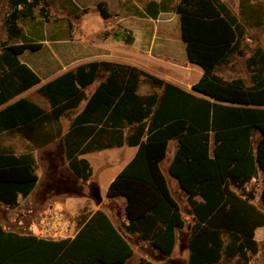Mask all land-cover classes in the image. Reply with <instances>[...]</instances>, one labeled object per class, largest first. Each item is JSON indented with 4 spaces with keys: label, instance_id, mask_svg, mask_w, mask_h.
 <instances>
[{
    "label": "trees",
    "instance_id": "1",
    "mask_svg": "<svg viewBox=\"0 0 264 264\" xmlns=\"http://www.w3.org/2000/svg\"><path fill=\"white\" fill-rule=\"evenodd\" d=\"M44 1L8 0L7 39L0 43V106L40 83L19 56L41 45L12 42L21 33L18 20L32 18L35 10L43 14ZM238 7L242 22L221 0L148 3L146 11L152 18L158 10L178 15L187 61L202 70L191 86L201 96L131 65L92 61L39 87L50 111L22 98L0 109V133L18 132L33 147H42L62 134L60 118L84 102L63 134L69 170L86 182L92 170L81 155L123 145L136 147L108 185L106 197L125 199V231L138 234L164 256L172 254L175 230L184 226L160 168L168 142L177 141L168 172L186 194L194 218L187 239V264H215L236 256L247 264V253L253 255L259 247L254 231L264 225V49L254 47L245 59L249 84L238 77L225 80L217 68L241 52L246 28L264 23V5L263 0H239ZM97 11L103 20L111 17L102 2ZM101 36L127 45L133 42L122 27ZM99 78L86 96L85 89ZM142 80L161 92L139 96ZM258 177L256 203L254 193L245 187ZM37 180L30 152L16 155L0 146L2 204L15 208L18 197H26ZM90 186L97 188L94 183ZM77 226L72 239L60 241L0 226V264H124L132 256L130 242L102 210L81 211Z\"/></svg>",
    "mask_w": 264,
    "mask_h": 264
},
{
    "label": "rangeland",
    "instance_id": "2",
    "mask_svg": "<svg viewBox=\"0 0 264 264\" xmlns=\"http://www.w3.org/2000/svg\"><path fill=\"white\" fill-rule=\"evenodd\" d=\"M104 1L109 3V10L111 12L118 10L122 11L124 8L132 14L138 15L140 10H147L148 3L151 1L159 2L160 0H126L124 2L121 0H45L43 14H40L38 10H35L32 18H21L17 22L21 33L19 38L12 43L41 45L37 51H25L19 57L20 61L26 63L43 81L67 70L74 69L78 65L88 63L91 60L106 61L103 59H107L108 62L124 64L121 61L125 60V57H120L119 51L116 48L104 44V38L101 36L106 31L111 32L117 29V27H120L116 24L117 20L115 15H110L111 17L109 20H102L99 17L97 4L100 2L105 3ZM164 1L166 3L169 2V0ZM224 2L230 10L237 13L239 16V0H224ZM8 14V0H0V43L7 39L6 22ZM239 18L241 19L240 16ZM256 46H262L264 48V23L259 27L247 29L246 40L243 43L241 52L232 54L228 61L218 68V73L229 77L237 76L248 84V75L245 69L244 57L250 54L251 50ZM159 70L161 73L169 74L171 72L170 75H172V77L175 76V78L177 75L182 76L181 73L179 74V72H182L181 67L175 66L172 68L171 66L165 65ZM100 80L101 78L97 79L94 84L86 89V92H90L93 86ZM142 81L143 82L140 86L141 89L147 88L148 83L145 80ZM64 125L66 126V124L63 123V126ZM4 144L19 147V143L10 141V137L5 138ZM102 153H105L107 156L115 157L119 163H114L111 167L100 168L102 165V159L94 154L92 159L93 163L91 164L92 178H90V181H93L95 185L99 186L100 197L105 194L109 179L120 166L121 158L125 156V152H122V150L109 149L98 152L99 155H102ZM38 162V176L40 177L39 185L47 189L46 192L49 194H66L64 197L59 198V210L72 219L76 226L78 215L81 211L93 212L96 208H99V204H97L92 197L91 190L93 187L83 182H77L71 174L67 164H65L66 162L63 158L56 160L55 169L58 172L56 171L54 174L53 170L49 166L46 167L44 164L45 162H48L47 159L41 157L38 159ZM66 172L69 173V175H67ZM165 174L169 177L167 171ZM58 175H61L60 179L64 180L62 183L55 180L59 178ZM260 185V180H256V182L248 183L245 187V191H251L254 193L257 202L259 199ZM176 196L180 205H184L183 207L187 208L190 212L187 202L185 200L182 201L181 197L178 195ZM116 199L115 202H109L111 205H109L110 207H103L102 210L110 217L113 225L118 229L120 227V219L124 213V208L120 206V198ZM50 205L55 206L56 202L51 201L50 203L41 206L39 211L40 217L33 222L37 230L33 232L32 235H38L41 215ZM68 206H70V209H68ZM23 208L24 206L13 209L10 213L15 214V212ZM184 208H182V212H184ZM24 211L26 210L24 209ZM180 240H182L181 236ZM129 242L131 246L137 249V247H135L136 242L131 239ZM181 245L182 243L180 244V248H182ZM138 253L140 255L138 260L136 256H133L129 260V263L127 262L125 264H159L164 261L169 262L170 264H183L182 262H179V260H173L172 258L163 256L149 246L145 247L140 252L138 250Z\"/></svg>",
    "mask_w": 264,
    "mask_h": 264
},
{
    "label": "crops",
    "instance_id": "3",
    "mask_svg": "<svg viewBox=\"0 0 264 264\" xmlns=\"http://www.w3.org/2000/svg\"><path fill=\"white\" fill-rule=\"evenodd\" d=\"M121 1L124 2L126 0H121ZM221 1L224 2V0H221ZM104 2H105L104 3L105 9L108 8V9H106V12L109 15H115L116 20H117L116 24L119 25L120 27H122L126 32L131 33V36L133 38V42L130 45H125L123 41H116L112 38L103 39L104 44H108V45H111L112 47L116 48L119 51L120 57L121 56L125 57V60L121 61L122 63L134 66L138 69H141V70H143V71H145L151 75H154V76L162 79L164 82L171 83V84L179 87L180 89H182L184 91H187V92L194 94L195 96H198V97L201 96L200 94L194 92L191 89V86L199 79V77L202 74V70L199 67L197 68V66L190 64L187 61L185 48L183 49L184 44L182 43V41L180 39L179 17L177 14L172 13V12H162V11L158 10L155 18H152L150 16V12L143 11V10H140L138 15L132 14L130 11H128L127 9H124V8L122 11L118 10V11L111 12L109 10V3L107 1H104ZM155 2H157V1H155ZM231 12L235 16H237V18L242 22V20L239 18L237 13L233 12L232 10H231ZM98 15H99V13H98ZM99 17H100V15H99ZM107 20H109V19H107ZM247 29L248 28H246V31H247ZM245 40H246V38H245ZM252 50H251V52H252ZM251 52H250V54H251ZM250 54H248L244 57V64H245V59L247 57H249ZM19 60H20V58H19ZM103 60L107 61V59H103ZM93 61H99V60H93ZM20 62L27 65L26 63H24L22 61H20ZM90 62H92V60ZM165 65L171 66L172 68H174L175 66L181 67L182 72H179V74L181 73L182 76L177 75L175 78V76L172 77V75H170L171 72L169 74L168 73H161L159 69H162L163 66H165ZM221 66H219V67H221ZM218 68H217V70H218ZM245 69H246V67H245ZM33 72L38 76V74L35 71H33ZM62 73H60V74H62ZM217 73H218V71H217ZM60 74H58V75H56V76H54L48 80H44V81L40 78V76H38L40 79L39 84L33 86L32 88L28 89L27 91H25L21 94H19L18 96H16L12 100H10L7 104L0 106V109L4 108L8 104L15 102L16 100L22 98V99L27 100L28 102L35 104L36 106H38L40 109H42L44 111H50L51 108H50V104H49L48 100L38 92V89L43 84H45L48 81L56 78ZM247 75H248V84H249V78L250 77H249L248 71H247ZM220 76L223 77L225 80H230L232 78L237 77V76L229 77V76H225V75H220ZM142 82L143 81H140L138 89H137V94L139 96H146L148 94H151L153 91H157L158 93L161 92V89L157 90L151 84H148L147 88L141 89L140 86H141ZM97 84H95L93 86V88L90 90V92H88V93L86 92V89L88 87L85 89L86 96H89L93 92V90L95 89ZM83 106H84V102H82L78 106V108H76L75 110L70 112L68 115L61 117L60 118V124H61V128H62V134L60 135V137L56 138L52 142H50V143H48L42 147H39V148L33 147L32 144L30 143V139L24 137L23 135H21L18 132L3 131L0 133V146L1 147H4V148L10 150L11 152H13L16 155L26 153V152H30L32 154V156L35 160V164H36V175L38 177L37 183L34 186L33 190L24 198L19 196L18 202H17L18 205L15 208H13V209H17L19 207L24 206L23 209L15 212V213L24 214V216L20 217V220L22 223L21 225H19L16 222V220H14V214L10 213V211H12L13 209H10L9 207L5 206L4 204H2L0 202V226L3 229H5L7 231L18 233V234H28V232H26V228L28 227L30 222H34L38 219V217H40L39 211H40L41 206H43L46 203H50L51 201H55L56 202L55 206L60 207L59 206L60 205L59 198L64 197L66 194L65 195L59 194V193L58 194H49L48 192H46L47 189H45L39 185L40 177L38 176V173H39V171H38V166H39L38 159H40L41 157L47 159L48 162H45L44 164L46 165V167L49 166L53 170V174L56 173V171H57L55 169L56 160L63 158L66 162L65 164H67V160L65 159V155H64L63 134L68 130L72 119L75 117L76 114H78L81 111ZM63 123L66 124V126L64 125L65 127L63 126ZM6 137H10V141H12V142L19 143V147H15L12 145L9 146L7 144H4ZM212 148H213V143L211 141L210 142V155H212ZM109 149H114V150H119V151L122 150V152L123 151L125 152V156H123L121 158L120 166L115 171V173L112 174L111 178L109 179L108 184H107V188H108V185L110 184V182L117 175V173H119L120 170L131 160V158L133 157V155L136 152V147H128L126 145H123L122 147H114V148H109ZM109 149H105V150H109ZM176 149H177V141L170 140L168 142V145H167L165 157L160 163V168H161V171H162V173L166 179L170 194L175 199V201L178 203V206L180 208V212L182 214V218L184 219V226L182 228H178L175 230L176 242H175L174 250L170 256H165V257L172 258L173 260H179V262H182L183 264H187L188 257H189V248H188V244H187V239L189 237L190 228L193 224L194 218H193L192 214L187 210V208L183 207L184 205L183 206L180 205V202L177 199L176 195L181 197L182 201H184V200L186 201V194L180 190L178 183L176 182V180L174 178H172L169 175V172H168L169 165L173 159V156L176 152ZM105 150H102V151H105ZM102 151H98V152H102ZM98 152H91V153L83 154L80 156V158L86 159L91 166V164L93 163L92 162L93 156H94V154H96L97 156H99L102 159V165L100 166V168L111 167L114 165V163H119V162H117V159L115 157L107 156V155H105V153H102V155H99ZM91 170H92V167H91ZM166 171H167L169 177L165 174ZM50 174H52V173H50ZM71 174H72V172H71ZM67 175H69V173H67ZM58 176H59V178H57L55 180L62 183V181H64V180L60 179L61 175H58ZM74 178L77 182H83L80 179L76 178L75 176H74ZM90 178H92V175ZM256 180H261V177H258L257 179L253 178L249 183L256 182ZM83 183L90 185L91 183H93V181H90V179H89L88 181L83 182ZM97 188L99 189V193H100L99 186H97ZM246 190H247V188H246ZM106 192H107V189L105 191V194L102 195V197H101V202L99 203V208H96L94 211L102 210L103 207H106V206L108 207L110 205L109 202L112 203V201L115 202L117 200L116 198H107ZM117 198H120L119 199L120 206H122L124 208V212H125V199L123 197H117ZM255 202L257 203L256 200H255ZM25 205H27V206H25ZM69 207L70 206H68V209H70ZM181 207L184 208V210H183L184 212H182ZM24 209L26 211H24ZM124 225H127V221L125 219V214L123 213V215L120 219V227L118 228V230L127 238L128 241L131 239L134 242H136L135 247H137V249H135L132 246L133 254L125 262V263H127V262L129 263V260L133 256H136L137 260L140 258L138 250L140 252L142 249H144L147 246H149L151 248H153V247L150 245V243L140 240L138 237V234L127 233L124 229ZM180 236L182 237V240H180ZM254 240L259 244L258 251L253 255H250L249 253H247V256H248L247 264H264V225L255 229ZM181 243H182V245H181L182 248H180ZM215 264H242V259L240 257H237V256L233 257V258L224 257L218 263H215Z\"/></svg>",
    "mask_w": 264,
    "mask_h": 264
},
{
    "label": "built area",
    "instance_id": "4",
    "mask_svg": "<svg viewBox=\"0 0 264 264\" xmlns=\"http://www.w3.org/2000/svg\"><path fill=\"white\" fill-rule=\"evenodd\" d=\"M22 216H24L22 213L14 214V220H16L19 225L22 224L20 220V217ZM36 230L37 228L34 226L33 222H30L26 228V232H28V234H32ZM77 230L78 227L73 220L60 211L58 206L50 205L41 215V222L37 237L50 241L72 239Z\"/></svg>",
    "mask_w": 264,
    "mask_h": 264
},
{
    "label": "water",
    "instance_id": "5",
    "mask_svg": "<svg viewBox=\"0 0 264 264\" xmlns=\"http://www.w3.org/2000/svg\"><path fill=\"white\" fill-rule=\"evenodd\" d=\"M92 197L96 201L97 204L101 202V197H100L98 188L95 187L92 189Z\"/></svg>",
    "mask_w": 264,
    "mask_h": 264
},
{
    "label": "flooded vegetation",
    "instance_id": "6",
    "mask_svg": "<svg viewBox=\"0 0 264 264\" xmlns=\"http://www.w3.org/2000/svg\"><path fill=\"white\" fill-rule=\"evenodd\" d=\"M91 193H92V190H91Z\"/></svg>",
    "mask_w": 264,
    "mask_h": 264
}]
</instances>
